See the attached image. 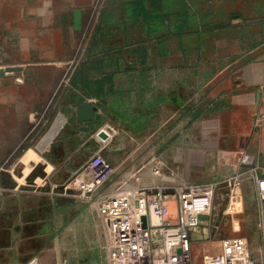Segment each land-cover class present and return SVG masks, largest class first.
<instances>
[{
  "label": "crops",
  "instance_id": "1",
  "mask_svg": "<svg viewBox=\"0 0 264 264\" xmlns=\"http://www.w3.org/2000/svg\"><path fill=\"white\" fill-rule=\"evenodd\" d=\"M76 9L82 13L79 31L73 30ZM146 12L152 16H145ZM171 13L175 32L183 22L199 36H218L215 65L185 66L184 70L169 65L166 83L161 81V68L155 66L137 67L136 81L130 74L135 66L120 70L125 81L114 80L117 70L107 73L99 69L93 76L80 69L69 86L74 95L69 102L75 104L72 113L66 118L58 115L38 142V153L26 146L32 140L38 113L46 112L52 98L60 102L61 96L53 90H58L57 79L65 69L62 65L70 62L63 51L56 54L54 49L34 48L29 43L34 36H46L44 40L49 36H129L130 26L141 27V36H161L160 30L151 34L146 26ZM91 56L105 63L115 60L105 50ZM7 67L20 70L6 73ZM151 71L152 81L148 79ZM133 97L140 98L141 104L149 107L147 111L134 115L128 107ZM84 102L111 107L105 112L94 107L95 121L79 123L76 107ZM189 104L198 106L196 115L190 117L187 111L177 118L176 107ZM166 106H174L168 116L172 127L161 133L170 137L167 158L161 162L149 154L132 158L125 148L112 149L119 131L149 133V121ZM260 114H264V0H171L166 10L146 0H0V154L22 151L16 166L25 170L19 177L9 172L7 191L0 186V209L8 211V217L0 214V232H7L15 241L17 232L27 231L37 219L41 222L47 212L42 202L49 197L37 192L39 180L61 186L65 177L78 174L91 156L102 152L114 172L96 189V195L110 196L119 186L148 189L216 184L210 214L202 216L200 224L188 232L191 264H203L204 254L218 253L220 241L233 237L246 240L253 264H264L258 228L264 202L258 200L256 187V179L264 178V125H254ZM181 119L186 124L178 129ZM100 130L107 131L105 144L98 137ZM89 144L92 154L82 157V148ZM156 161L166 170L165 177L159 178L147 168ZM13 167L9 165V169ZM230 189L238 196L231 203L232 208H238L234 212L228 211ZM72 201H77L74 207L85 215L87 227L96 232L99 239L94 244L103 246L106 230L96 203L92 198ZM170 210L175 216V204H170ZM9 253L8 264H17L15 245ZM33 257L37 258L29 259Z\"/></svg>",
  "mask_w": 264,
  "mask_h": 264
},
{
  "label": "rangeland",
  "instance_id": "2",
  "mask_svg": "<svg viewBox=\"0 0 264 264\" xmlns=\"http://www.w3.org/2000/svg\"><path fill=\"white\" fill-rule=\"evenodd\" d=\"M170 1L146 0L149 5L156 6L160 4L164 10L167 9ZM162 17H166L165 22L168 28L165 29L163 35L154 38L141 36L142 28L131 26L128 29L129 36H49V40L43 39L46 36H34V39L29 42L34 48L54 49L56 54H62L60 52L63 51L66 54V60L69 59L70 62L65 66L62 65L65 69L58 76V90L57 88L53 90V92L61 96L59 99L60 102L56 103V99L52 98L50 104L47 106L46 112H42V114L38 113L39 115L36 118L37 125L31 136L32 140L26 146L38 153V142L49 131L58 115L61 114V116L63 115L66 118L68 114L72 113L75 104H69L74 96L73 90L69 86L74 80V75L80 69L87 73H93V76L99 74V69L107 71V73L111 70L113 72L117 70L114 76L118 75V77H115L114 80L125 81V74L120 76V70L126 66H135L133 69H130L133 72H130V74L134 76L131 80L136 81L137 73L134 70L137 67L151 69L155 66L161 68V77H164L161 81L166 83L170 74L168 69L165 68L169 65H177L179 69L184 70L185 66L197 68L199 66L216 64L218 36H199L197 32L190 31V25L181 31L177 30L175 32L174 30L176 29L174 28L175 23L172 13L162 15ZM97 50L110 52L115 56L114 62L105 63L93 58L91 53ZM49 59H57V56ZM153 75V71L149 72L148 79L152 81ZM180 76H183V73ZM141 102L142 100L138 97L132 98V103L128 107L134 115H137L142 110L145 112L149 108L146 105H142ZM94 107L96 110L105 112L111 106L94 105ZM173 107L169 109L166 106L160 115L156 114L155 118L149 121V133L131 135L119 131V135L113 139L112 149L120 150L121 148H125L132 158L144 157L148 154L150 156L153 155L160 162L162 159L167 158V147L170 137L167 133H161L165 129L172 127V121L168 120V116L170 111L171 113L173 112ZM197 108L198 106L195 104H189L186 107L178 106V108L176 107V116L177 118H183L185 112L190 111V117H194L197 113ZM108 117L113 120L109 115ZM185 124L186 121L181 119L177 121L176 125L178 129H181ZM158 128H160V131H158ZM177 139L179 140L180 137ZM23 147L25 146H22L20 149L22 150ZM112 149H110L111 153L113 152ZM152 150L154 152H151ZM21 154L22 151L13 154H0L1 161L4 164L3 170L0 171V186L4 191H7L9 188V172H11L13 177H19L21 172H25L21 166H16ZM91 154L92 147L90 144L86 148H82V157L84 155L90 156ZM39 155L41 156L43 154L40 153ZM99 155L105 159V153L100 152ZM42 158L45 159L43 156ZM156 163L157 161L147 166V168L151 169L153 175L159 178L161 176L165 177L166 170H164L161 164L157 166ZM12 164L15 167L9 169V165ZM76 177L77 174L65 177L61 186H53V184L46 180H43V182L39 180L37 183V192L46 194L49 197L48 200L42 202V206L47 212L43 213L41 222L40 219H37L36 224H29L27 226V231L17 232L15 241H12V237L7 232H0V264H8L10 259L8 254L12 252L13 245L16 247L17 264H24L31 256H37L39 264H107V236L106 243L103 246L94 244L99 239L96 232L87 227L85 219H83L85 215L74 207L77 201H72H90L92 198V202L98 206L101 198L107 195H96V190L93 194L86 197L81 196L80 192L73 188V180ZM19 182L25 183L24 181ZM29 190L31 191L32 189L29 188ZM228 193V211L234 212L238 208H232L231 203L238 196L232 192V189ZM70 194L75 195V197L70 198L66 196ZM214 200L215 194L212 205ZM4 209H0V214L1 216L8 217L7 208ZM31 220L34 221L33 214ZM24 256H26L25 260L23 259Z\"/></svg>",
  "mask_w": 264,
  "mask_h": 264
},
{
  "label": "built area",
  "instance_id": "3",
  "mask_svg": "<svg viewBox=\"0 0 264 264\" xmlns=\"http://www.w3.org/2000/svg\"><path fill=\"white\" fill-rule=\"evenodd\" d=\"M254 125H264V114L254 119ZM103 133L105 139L99 137V132L98 137L105 144L108 134L104 130ZM3 167L0 161V171ZM113 172L111 164L96 153L74 178L73 188L86 197ZM256 187L258 200L264 202V178L256 179ZM215 190L214 183L148 189L119 186L112 195L102 197L97 209L106 230L107 264H191L188 232L199 224L202 216L209 214ZM171 203L175 204V216L171 214ZM258 228L264 246V215ZM219 248L218 253L204 254L203 264H253L244 238L223 239ZM24 264H39V261L33 257Z\"/></svg>",
  "mask_w": 264,
  "mask_h": 264
},
{
  "label": "water",
  "instance_id": "4",
  "mask_svg": "<svg viewBox=\"0 0 264 264\" xmlns=\"http://www.w3.org/2000/svg\"><path fill=\"white\" fill-rule=\"evenodd\" d=\"M81 23H82V13L80 10L76 9L73 11V30L79 31L81 30ZM19 67H7L4 69V72H16L19 71ZM95 110L94 107L88 103L84 102L76 107V121L79 123H89L95 121ZM99 137L105 139L106 135L104 133H99ZM142 226L143 228L146 227L145 225V218H142ZM179 253V250L177 251Z\"/></svg>",
  "mask_w": 264,
  "mask_h": 264
},
{
  "label": "trees",
  "instance_id": "5",
  "mask_svg": "<svg viewBox=\"0 0 264 264\" xmlns=\"http://www.w3.org/2000/svg\"><path fill=\"white\" fill-rule=\"evenodd\" d=\"M136 10V9H135ZM145 16H152V13L150 12H146ZM164 20H166V17L161 19L159 23L156 22L155 20V24H151V22L146 26L147 29L150 30L151 34H157V32L160 30V32L162 33V35L165 33V29L168 28L167 25L164 23ZM186 28L185 23L181 22V24L178 26V30H183ZM151 38H154L156 36H150ZM161 43H163V41H161ZM101 132V130L99 131V133Z\"/></svg>",
  "mask_w": 264,
  "mask_h": 264
},
{
  "label": "bare ground",
  "instance_id": "6",
  "mask_svg": "<svg viewBox=\"0 0 264 264\" xmlns=\"http://www.w3.org/2000/svg\"><path fill=\"white\" fill-rule=\"evenodd\" d=\"M101 133H103V130H101Z\"/></svg>",
  "mask_w": 264,
  "mask_h": 264
}]
</instances>
